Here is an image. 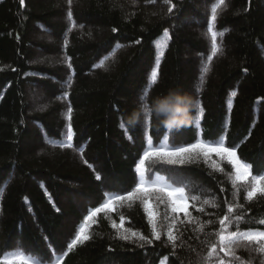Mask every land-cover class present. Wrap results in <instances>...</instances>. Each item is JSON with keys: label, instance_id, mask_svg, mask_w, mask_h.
<instances>
[{"label": "trees", "instance_id": "16d2710c", "mask_svg": "<svg viewBox=\"0 0 264 264\" xmlns=\"http://www.w3.org/2000/svg\"><path fill=\"white\" fill-rule=\"evenodd\" d=\"M226 2L217 10L213 54L208 27L218 0H172L171 13L163 0H0V262L7 255L8 264H19L14 257L23 252L29 264H52L57 256L60 264H209L204 257L218 220L233 201L246 204L241 230H264V199L247 202L245 189L233 187L239 182L228 158L213 153L206 162L192 153L183 163L151 157L145 165L153 183L185 189L190 216L168 209L178 217V247L167 239L170 219L164 205L157 210L156 193L147 199L161 239L152 237L146 197L138 193L88 221L89 239L68 248L90 209L139 182L147 137L166 149L223 140L253 175H264V0ZM36 90L45 95L41 103L30 102ZM171 91L194 102L180 128H166L154 112Z\"/></svg>", "mask_w": 264, "mask_h": 264}, {"label": "snow or ice", "instance_id": "6c2138e0", "mask_svg": "<svg viewBox=\"0 0 264 264\" xmlns=\"http://www.w3.org/2000/svg\"><path fill=\"white\" fill-rule=\"evenodd\" d=\"M20 5L24 4V0H19ZM151 3H155V0H150ZM68 3L71 4L72 0H68ZM163 3L168 5L167 11L172 12V9L175 7V4L172 3V0H163ZM227 7L226 0H218V3H215L211 8V21L213 22L212 26L208 27V32L211 33L212 41V50L213 54L217 51V32L213 31L214 23L217 19V10ZM72 13L69 11L68 17L71 19ZM76 25L73 24V27ZM79 27H83L80 25ZM116 31V29H113ZM220 36H223V32L219 33ZM164 37H169V30L167 28L163 31ZM137 44L140 43L139 40L136 41ZM161 52L154 59L155 67L152 68L150 74V82L155 85L158 77V69L160 68ZM210 60L211 57H208ZM71 63L68 64V67L71 68ZM103 66V61L97 65V67ZM204 72L208 71V68L203 69ZM70 86V84H69ZM148 92L144 91V96H147ZM231 95L235 97L236 92H232ZM199 115L203 117L204 109L199 107ZM69 118L72 112V109L68 108ZM67 139L68 147H71V141L73 137V132L71 124L68 125L67 131L65 133ZM142 139H144L143 132L141 133ZM65 146V145H60ZM196 155L203 154L205 161L211 158L214 153L216 156L221 158L227 157L228 171L231 173L234 169V179L237 184H234L233 187L236 189L244 188L246 191L245 200L247 202H252L253 200L264 199V175L259 173L253 175L251 168L252 166L244 161H242L237 156V150L235 146L225 147L223 140L218 143L205 142L203 140H197L196 143H189L187 147L175 146L173 145L170 149L159 146L158 144H153L151 137H147L146 146L143 149V157L139 159V163L136 165V171L139 173V182L136 183L135 187L131 191H127L126 195L120 194H108V199L105 203L101 204L99 207H94L88 211V215L84 218V226H81L79 232L75 235V238L68 245V248H73L77 243L88 240L89 236L85 234V226H87L88 221L92 220L99 213H111L117 211L114 207L116 202H124L126 200L131 201L133 197H136L137 194H143L142 203L144 204V209L148 214L149 222L152 224V237L155 240L161 239V233L157 231L156 216L157 213L153 212L152 205L148 203V199L153 193H156L155 201L156 208L159 209L160 205L165 207V217L170 219V225L167 228V239L171 243L173 248L178 247L177 240L178 236L173 234V228L177 225L178 217L171 216L169 217L168 209L170 208L171 213L183 212L185 216H190L188 212V203L185 198V189L184 187H172L171 185H158L152 182V175L149 174L147 177L145 175V165L151 157H168L169 163H183V157L185 154ZM86 162V161H85ZM87 163V162H86ZM91 167V165H90ZM223 171V169H221ZM97 180H101L100 175H96ZM135 181V178H134ZM145 185H148L147 187ZM246 186V187H245ZM223 191V189H221ZM259 194V195H258ZM167 198V199H166ZM192 200H198L199 197L193 196ZM171 201L169 204L168 201ZM208 200L204 201V204H209ZM215 206V205H213ZM198 211L203 212L204 209L201 207ZM246 204L233 201L232 203L227 204V212L218 220V230L215 232L214 242H211L209 245V250L207 255L204 257L209 264H253V260L259 259L260 264H264V230L256 229L253 230L249 228L248 230H241V223L246 220ZM120 227H123L125 217L123 215L119 216ZM180 223H184L180 221ZM209 224L212 223L211 220L208 221ZM260 225H264V219L259 220ZM113 228L117 227L115 221L112 224ZM200 230H203V225L200 226ZM125 231H131L126 229ZM179 231V230H177ZM136 232H131V237H136ZM131 237L128 235L121 236L123 240H129ZM139 240L143 241L145 244H151L153 242L147 236L140 235ZM143 246V245H141ZM240 253H247L248 259L245 261L244 257ZM222 254V255H221ZM15 260L19 261V264H29V259L25 257L23 252H18L15 254ZM0 264H8V256L5 255L4 260ZM52 264H60V257L57 256ZM163 264V262H162Z\"/></svg>", "mask_w": 264, "mask_h": 264}, {"label": "clouds", "instance_id": "9594fccd", "mask_svg": "<svg viewBox=\"0 0 264 264\" xmlns=\"http://www.w3.org/2000/svg\"><path fill=\"white\" fill-rule=\"evenodd\" d=\"M193 107L190 98L171 91L156 102L154 112L166 128H180L190 122Z\"/></svg>", "mask_w": 264, "mask_h": 264}, {"label": "rangeland", "instance_id": "374dc122", "mask_svg": "<svg viewBox=\"0 0 264 264\" xmlns=\"http://www.w3.org/2000/svg\"><path fill=\"white\" fill-rule=\"evenodd\" d=\"M44 94L40 90L33 91V93L30 95V102L31 103H37L42 102L44 100Z\"/></svg>", "mask_w": 264, "mask_h": 264}]
</instances>
